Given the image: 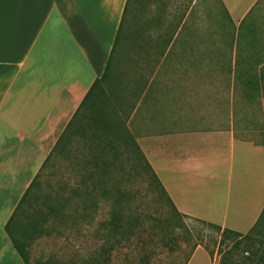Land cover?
Wrapping results in <instances>:
<instances>
[{"label":"crops","instance_id":"obj_1","mask_svg":"<svg viewBox=\"0 0 264 264\" xmlns=\"http://www.w3.org/2000/svg\"><path fill=\"white\" fill-rule=\"evenodd\" d=\"M126 1L0 0V264H25L5 224L107 73L121 21L122 92L118 77L110 96L104 80L100 88L166 197L180 214L242 234L263 217L264 5L254 11L262 0H219L232 26L248 22L253 38L242 52L211 39L205 8L200 39L194 23L191 39L174 46L146 39Z\"/></svg>","mask_w":264,"mask_h":264},{"label":"rangeland","instance_id":"obj_2","mask_svg":"<svg viewBox=\"0 0 264 264\" xmlns=\"http://www.w3.org/2000/svg\"><path fill=\"white\" fill-rule=\"evenodd\" d=\"M263 5L264 0L254 11L262 9ZM128 7V12L134 13L136 25L147 27L146 39L162 38L164 46H174L173 43L186 37L191 39L192 23L196 25L195 39H200L197 26L201 8L211 12V39H220L229 45L235 43L238 52H242L244 41L253 38L248 22L240 27L232 26L219 0H130ZM122 39L121 27L104 77L109 96L110 81L117 77L118 90L122 92ZM111 96L118 101V91H112ZM106 101L104 98V103ZM119 102L121 106V98ZM132 138L128 130V142L119 147L122 156L128 158L122 168L104 173L107 177L98 173L100 171L95 167H83V160H89L90 152L79 137L72 138L41 169L31 189L30 204L24 203V211L20 210L18 214L26 231L24 240L29 264L42 260H52L54 264H139L145 253L151 255L149 264H187L196 248L206 252L198 250L192 264H209V256L213 264H218L224 250L234 245L238 239L235 235L182 216L172 208ZM107 153L110 155V151ZM90 158L95 160V153ZM119 192L120 200L116 198ZM49 202L63 205L65 219L57 221L52 215L44 216L43 221L37 223L36 230H31L29 217L36 215L37 209L44 212ZM117 212L121 213V220L126 224L134 212L139 215L129 236H123L121 241V236L110 230V219ZM239 241L235 252L240 259L236 257L235 264H248L245 257L250 251L243 252L246 248L254 252L253 264H264V214L249 236Z\"/></svg>","mask_w":264,"mask_h":264},{"label":"trees","instance_id":"obj_3","mask_svg":"<svg viewBox=\"0 0 264 264\" xmlns=\"http://www.w3.org/2000/svg\"><path fill=\"white\" fill-rule=\"evenodd\" d=\"M129 2L130 0L126 1V6L129 4ZM122 23L123 21H121L120 23L119 30L115 38L114 47L118 41V36L122 27ZM105 76L106 73L104 72L102 77L96 79L93 82L88 92L86 93L84 99L82 100L80 107L74 113V115L66 125L65 129L58 137L52 151L50 152V154L42 164L41 169L47 165V163L49 162V160H51V157L55 153L59 154L61 150L72 141V138L76 139L77 137H79V139L82 141L84 148L90 152L88 154L89 160L88 159L83 160V165H84L83 167L85 169H88L90 167H95L97 168L98 171H100L98 173H103V175L105 176L104 173L107 172L111 173L112 169L117 170L123 167L126 161L125 159H127L128 157L126 158L122 156L119 147L121 144H126V142H128L127 141L128 130L127 127L123 125L122 120L118 115L117 110L112 105V103L110 102V107L107 101L106 103H104V98H106V95L104 91L100 88V83L104 80ZM132 140L135 144V147L139 155H141L143 161L146 164V167L150 171L154 181L160 186L157 176L153 172L149 163L146 161L134 138H132ZM109 151H110V155L107 153ZM94 153H95V160L90 158V157H94ZM41 169L36 174L32 182L30 183V185L22 195L13 213L11 214L10 218L5 224V230L8 233L14 247L16 248L17 252L21 256L25 264H29L28 251H27L28 247L26 241L24 240L26 231L23 223L20 222L19 220L18 214L21 213L20 210L24 211L23 209L24 203L29 202L30 204L29 200L31 198V189L37 182V178L41 172ZM161 190L165 195L164 189ZM121 197L122 196H120V192H119L116 198L120 200ZM166 198L168 199L172 208L177 212L176 208L174 207L169 197L167 196ZM35 212H37V214L32 216L34 213L32 212L31 213L32 217H29L28 220V224L31 225L30 229L33 231L36 230L37 223L43 221L44 216L46 217L48 215H52L55 219H57V221H63L66 216V212L63 209V205L61 206V204H59L58 202L57 204L49 202L47 205H45L44 212H42L40 209H37ZM120 215L121 213L117 212L112 216V218L110 219V230L115 235L119 234L121 236L119 240L121 241L123 236H125L126 238L127 236H129L132 228L134 227V224L137 223L136 220L138 219L139 215L134 212V215H131L130 221L127 224L123 223ZM181 215L188 217L183 214ZM193 219L206 223L208 225L215 226L218 229H221L223 233L225 234L227 233L229 235H235L238 238L237 240L234 241V245L224 250V253L222 254V257L218 264H235L234 260L240 259V256L236 254L235 250L238 247L237 246L238 243L240 242L239 239L242 237H248L250 231L245 234H242L232 229L222 228L220 225L212 222H207L196 218ZM111 250H112V246L110 245V261H111ZM247 251L248 252L250 251V254L248 253V255L244 257L246 258L248 264H253L254 252L251 251L249 248L243 250V252H247ZM150 256L151 255L149 253H145L144 256L141 258L139 264H149ZM35 264H54V262L52 260H42V261H38Z\"/></svg>","mask_w":264,"mask_h":264}]
</instances>
